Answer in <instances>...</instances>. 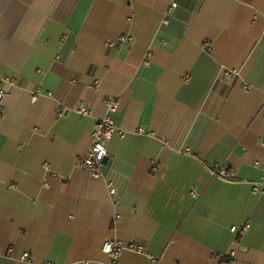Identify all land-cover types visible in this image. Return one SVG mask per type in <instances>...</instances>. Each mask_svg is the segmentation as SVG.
<instances>
[{"label": "crops", "instance_id": "1", "mask_svg": "<svg viewBox=\"0 0 264 264\" xmlns=\"http://www.w3.org/2000/svg\"><path fill=\"white\" fill-rule=\"evenodd\" d=\"M5 78L0 264L106 262L108 240L157 261L120 264H264V0H0ZM109 98L95 178L82 161Z\"/></svg>", "mask_w": 264, "mask_h": 264}, {"label": "built area", "instance_id": "2", "mask_svg": "<svg viewBox=\"0 0 264 264\" xmlns=\"http://www.w3.org/2000/svg\"><path fill=\"white\" fill-rule=\"evenodd\" d=\"M177 4H173L172 8H175ZM131 41V38L129 36H122L120 39L116 42H110V47H124ZM150 55H148L145 63H149ZM234 75H238L237 71H225L224 77L230 78ZM13 86L14 81L8 78L0 80V118L2 117V111H1V105L4 101V99L8 96L9 90L6 86ZM106 108L107 113L104 115L97 124V128L92 134V144L90 147V150L87 154V156L82 161V166L90 171L92 175L95 178H100L103 176L102 169L104 167V160L106 157H108V149H107V143L110 142L114 134L117 132L118 128L115 124V121L113 119V114L118 111V100L117 99H107L106 100ZM77 112L81 115H87L89 114V110L84 107H78ZM178 154H184L188 155L189 150H181L177 151ZM152 169H155L153 166ZM212 174L214 177L231 180L234 178V173L227 169L223 165H219L212 170ZM254 193L258 196L264 195V179L259 182L255 183L254 185ZM110 193L111 195L115 194V189L111 187L110 185ZM250 224L246 223L243 225L242 230H246L250 228ZM231 232L234 235H237L240 230L238 227L234 226L231 229ZM124 250H129L132 252H136L139 254L146 255L153 263H156V258L153 255L148 254L145 247L139 243H129L125 244L118 240H108L104 246H103V252L108 256V261L106 262H91V261H79L74 262L72 264H120V257ZM234 256V253H230V257ZM29 257L28 254L24 255V259H27ZM51 264V263H46ZM230 264V263H228Z\"/></svg>", "mask_w": 264, "mask_h": 264}, {"label": "water", "instance_id": "3", "mask_svg": "<svg viewBox=\"0 0 264 264\" xmlns=\"http://www.w3.org/2000/svg\"><path fill=\"white\" fill-rule=\"evenodd\" d=\"M109 165H110V160H109L108 157H106L105 160H104V167L102 169L103 172L109 167Z\"/></svg>", "mask_w": 264, "mask_h": 264}]
</instances>
